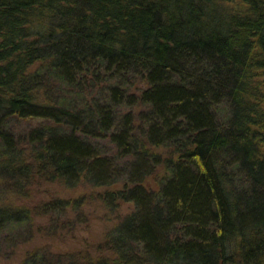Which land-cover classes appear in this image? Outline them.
<instances>
[{
	"label": "trees",
	"instance_id": "obj_1",
	"mask_svg": "<svg viewBox=\"0 0 264 264\" xmlns=\"http://www.w3.org/2000/svg\"><path fill=\"white\" fill-rule=\"evenodd\" d=\"M55 181L134 209L94 252L22 264H264V0H0L7 240L78 216L24 202Z\"/></svg>",
	"mask_w": 264,
	"mask_h": 264
},
{
	"label": "rangeland",
	"instance_id": "obj_2",
	"mask_svg": "<svg viewBox=\"0 0 264 264\" xmlns=\"http://www.w3.org/2000/svg\"><path fill=\"white\" fill-rule=\"evenodd\" d=\"M147 183L156 187L154 178L148 179ZM119 186H111L110 189ZM108 189L104 186L93 187L84 181L77 186H66L56 181L35 186L30 197L24 200L27 205L38 206L56 197L80 199L82 203L79 204L78 216L75 213L69 216L62 213L59 225L53 223L50 216H37L35 231L28 240H24L19 233L7 240L5 232H0V264H22L26 253L36 247H48L54 252H94L107 232L134 209L132 202L125 201L118 203L114 209L107 208L101 195Z\"/></svg>",
	"mask_w": 264,
	"mask_h": 264
}]
</instances>
